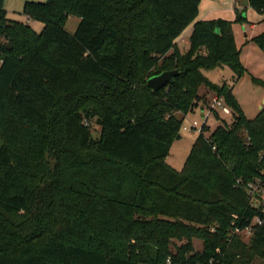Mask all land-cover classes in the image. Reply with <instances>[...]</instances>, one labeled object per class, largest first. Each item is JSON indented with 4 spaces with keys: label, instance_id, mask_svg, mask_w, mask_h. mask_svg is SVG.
Here are the masks:
<instances>
[{
    "label": "trees",
    "instance_id": "trees-1",
    "mask_svg": "<svg viewBox=\"0 0 264 264\" xmlns=\"http://www.w3.org/2000/svg\"><path fill=\"white\" fill-rule=\"evenodd\" d=\"M201 1H28L37 32L0 0V264L264 259V204L248 192L264 182V106L249 117L232 85L205 75L247 73L234 24L249 21L198 20ZM249 5L264 14V0ZM71 15L81 19L74 33ZM191 25L182 52L177 38ZM253 41L264 52V30ZM177 69L162 89L149 86ZM202 87L235 120L203 127L176 170L167 157L186 116L209 107ZM248 226L246 241L235 230Z\"/></svg>",
    "mask_w": 264,
    "mask_h": 264
},
{
    "label": "rangeland",
    "instance_id": "rangeland-1",
    "mask_svg": "<svg viewBox=\"0 0 264 264\" xmlns=\"http://www.w3.org/2000/svg\"><path fill=\"white\" fill-rule=\"evenodd\" d=\"M28 1L39 2L46 0H5L6 14H8L10 20L18 22L22 21L30 25L37 32H41L44 29V24L41 21L32 20L24 11V6ZM80 20L81 19L78 16H69L65 25L66 29L69 32L74 33L78 28L77 26L80 23ZM262 28L263 27H259L257 32ZM246 33H248V37L245 35ZM250 34L251 31H249L248 28L246 32L243 30L238 33V44L242 53L241 58L247 68V73L245 75L239 78L236 77L235 72L228 65L205 71V75L216 84L222 85L227 83L232 85L233 93L241 104L245 114L254 118L260 112L261 106L264 105V85L253 80L256 77L264 81V52L260 49L256 41H253ZM184 39L187 42L180 43L182 52H186L190 48L189 32L184 35ZM200 93L206 96L209 107L203 111L199 108L194 112L189 113L186 116L183 125L190 126L194 120H197L199 122V128L205 127L206 132L209 135L217 126L223 125L225 122L231 124L235 120V115H233L232 112H224V110L215 102L213 98L217 97V95L213 91L208 90L206 87H202ZM92 128L93 135L98 137L100 130L99 125L96 124V122H93ZM180 133L181 137L173 142L170 148V154L167 157V163L176 170L182 169L195 139L200 134L199 129L196 128L186 130L181 128ZM1 143L2 139L0 138V145ZM260 193L259 196L261 197V202L264 204V187ZM235 233H238L243 240L249 241L250 235L247 232H237L235 230ZM193 241L196 250L202 249L204 243L202 238L195 237ZM176 242L178 244L181 243L178 241ZM172 260V258L168 257L167 263L172 264ZM252 264H264V259L258 257Z\"/></svg>",
    "mask_w": 264,
    "mask_h": 264
},
{
    "label": "crops",
    "instance_id": "crops-1",
    "mask_svg": "<svg viewBox=\"0 0 264 264\" xmlns=\"http://www.w3.org/2000/svg\"><path fill=\"white\" fill-rule=\"evenodd\" d=\"M200 13L198 20L206 19H227L234 21L238 17V12L241 15L246 16L249 22H237L234 24V33L238 44V33L241 31H251L250 36L254 38L255 35L264 30V14L259 13L249 5V0H202L200 3ZM247 26V28H246ZM263 27L259 32L257 29ZM241 28V31H240ZM193 30V25L189 27L182 35L177 39L179 47L183 42H187L184 39V35L189 32V38ZM247 37L248 33L245 34ZM239 45V44H238ZM182 51V50H181Z\"/></svg>",
    "mask_w": 264,
    "mask_h": 264
},
{
    "label": "built area",
    "instance_id": "built-area-1",
    "mask_svg": "<svg viewBox=\"0 0 264 264\" xmlns=\"http://www.w3.org/2000/svg\"><path fill=\"white\" fill-rule=\"evenodd\" d=\"M213 99L224 110V112H227V113L231 112L230 107L227 104H225L226 102L224 100L218 97H214ZM182 128H184L185 130L190 129V128L191 129L196 128V129H199V131L202 129V128H199V122L197 120H194L190 124V126L183 125ZM263 187H264V182H262L261 179H258L257 182H252L249 184L248 192L252 195L253 198H257L261 194L260 192ZM253 223L260 224L261 223L260 218H256ZM236 231L241 232L239 229H236ZM244 231L247 232L249 235H251L253 232V228L252 226H248L242 232Z\"/></svg>",
    "mask_w": 264,
    "mask_h": 264
},
{
    "label": "water",
    "instance_id": "water-1",
    "mask_svg": "<svg viewBox=\"0 0 264 264\" xmlns=\"http://www.w3.org/2000/svg\"><path fill=\"white\" fill-rule=\"evenodd\" d=\"M219 31V28L217 29ZM180 72V70H172V71H164L161 74L153 75L148 78V84L154 90H160L164 87L168 82L173 81L174 77ZM264 105L261 106V109ZM202 111L204 108L201 109ZM204 116V115H203ZM205 117V116H204ZM181 137V134L178 136V139Z\"/></svg>",
    "mask_w": 264,
    "mask_h": 264
}]
</instances>
